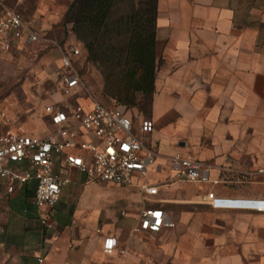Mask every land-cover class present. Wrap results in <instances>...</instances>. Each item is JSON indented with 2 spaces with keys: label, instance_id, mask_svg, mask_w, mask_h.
<instances>
[{
  "label": "crops",
  "instance_id": "0c3cea01",
  "mask_svg": "<svg viewBox=\"0 0 264 264\" xmlns=\"http://www.w3.org/2000/svg\"><path fill=\"white\" fill-rule=\"evenodd\" d=\"M72 1L3 0L39 35L31 45L37 56L56 60L58 70L62 54L78 48L64 24ZM154 40L150 114L130 117L154 124L145 145L156 157L144 182L156 194L125 188L128 212L104 218L80 210L76 196L94 183L76 171L51 212L34 205L33 183L11 195L0 186L3 264H264V213L213 208L206 199L212 192L264 200V184L253 174L264 165V0H156ZM28 47L0 49V86L20 74ZM18 89L25 90L13 89L0 105L18 120H0V135L51 132L45 107L10 110ZM75 102L91 107L87 99ZM176 154L207 164L209 181L173 180L167 159ZM145 209L162 210L173 227L136 231ZM107 238L116 242L110 253L103 250Z\"/></svg>",
  "mask_w": 264,
  "mask_h": 264
},
{
  "label": "built area",
  "instance_id": "2783aa9c",
  "mask_svg": "<svg viewBox=\"0 0 264 264\" xmlns=\"http://www.w3.org/2000/svg\"><path fill=\"white\" fill-rule=\"evenodd\" d=\"M37 41L39 35L30 23L0 0V49L11 52ZM80 56V49L70 46L59 60L61 95L72 96L80 85L75 70V59ZM90 103V108L78 102L46 106L44 112L53 130L44 136L0 135V186L7 195L33 183L34 205L51 212L60 202L63 188L71 183L68 173L72 171L84 175L89 183L137 187L144 195L156 194V187L144 182L156 157L145 145L153 122L141 119L134 123L116 102L110 106ZM167 163L173 180L204 183L210 179L209 167L203 162L176 154ZM253 174L264 181V165L256 167ZM206 199L213 208L264 213V200L221 199L212 192ZM164 227H173V223L162 210L145 209L138 217L136 231L157 233ZM115 244L114 238L104 239V252L110 253Z\"/></svg>",
  "mask_w": 264,
  "mask_h": 264
},
{
  "label": "rangeland",
  "instance_id": "374dc122",
  "mask_svg": "<svg viewBox=\"0 0 264 264\" xmlns=\"http://www.w3.org/2000/svg\"><path fill=\"white\" fill-rule=\"evenodd\" d=\"M146 6L147 4L141 3L140 0H114L107 25L99 31L98 39L95 41L99 51L96 59L89 56L85 42L78 40L73 33L76 45L82 53L75 65L80 85L74 96L61 95L57 61L48 59L42 61L37 56L35 49L29 46L25 50L27 59L22 62L20 74L12 80L2 81L0 105L4 103L11 91L17 88L25 90H17L18 94L15 96L10 110L21 108L22 114L29 110L39 113L44 107L51 104L56 106L73 104L78 98L107 105L111 101L119 100L115 96L116 91L119 90L129 91L134 98L132 103H126L128 108L123 106L120 108L121 111L129 116L142 114L144 117H148L141 111L140 106L144 100L142 93L130 90L135 86V80L138 77L135 78V71L127 63L129 48L134 39L132 32L135 30L139 35L145 36L142 33H145L147 26L142 22V18L146 13ZM142 48V54L146 55L153 65L154 59L150 46L144 44ZM128 87L130 88L128 89ZM16 115L22 117L18 113ZM0 120L5 126L8 124L15 126V121L18 118H14V114L11 115L10 112L1 109ZM255 179L264 184L261 177L257 176ZM99 186L87 185L79 199L76 196L75 201H78L80 210L89 215H100L104 218L121 216L122 211L128 212L125 209L128 201L122 198L126 193L125 188L109 187V189L106 188L107 186ZM132 189L139 190L138 188ZM3 262H5V257L0 251V264Z\"/></svg>",
  "mask_w": 264,
  "mask_h": 264
},
{
  "label": "trees",
  "instance_id": "16d2710c",
  "mask_svg": "<svg viewBox=\"0 0 264 264\" xmlns=\"http://www.w3.org/2000/svg\"><path fill=\"white\" fill-rule=\"evenodd\" d=\"M141 3H146L147 10L142 18V22L147 26V30L143 35H139L135 30L134 39L130 45L128 52V66L135 71V86L131 88L132 91H139L143 95V103L141 104V111L149 116L150 105L154 90V72H155V40H154V23L156 0H140ZM114 0H73L69 5L64 16V24L71 25V31L76 38L85 42V46L92 59L98 57L99 51L96 48L95 41L98 39L99 31L104 28L109 19V12L112 8ZM143 28V27H142ZM150 46L153 54V65L142 54V47ZM134 52V54H133ZM133 54V55H132ZM130 87H128L129 89ZM115 96L119 99L116 101L118 105L128 108L126 103H132L133 94L129 91H116Z\"/></svg>",
  "mask_w": 264,
  "mask_h": 264
}]
</instances>
